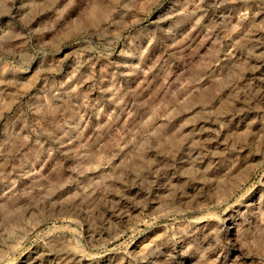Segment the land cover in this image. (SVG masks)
Segmentation results:
<instances>
[{
    "label": "rangeland",
    "instance_id": "1",
    "mask_svg": "<svg viewBox=\"0 0 264 264\" xmlns=\"http://www.w3.org/2000/svg\"><path fill=\"white\" fill-rule=\"evenodd\" d=\"M0 264H264V0H0Z\"/></svg>",
    "mask_w": 264,
    "mask_h": 264
}]
</instances>
